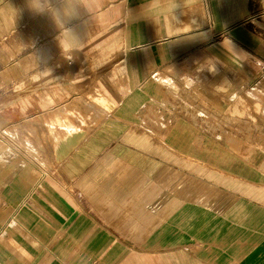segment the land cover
Instances as JSON below:
<instances>
[{"label":"crops","instance_id":"crops-1","mask_svg":"<svg viewBox=\"0 0 264 264\" xmlns=\"http://www.w3.org/2000/svg\"><path fill=\"white\" fill-rule=\"evenodd\" d=\"M260 94L264 0H0V264H264Z\"/></svg>","mask_w":264,"mask_h":264},{"label":"rangeland","instance_id":"rangeland-1","mask_svg":"<svg viewBox=\"0 0 264 264\" xmlns=\"http://www.w3.org/2000/svg\"><path fill=\"white\" fill-rule=\"evenodd\" d=\"M195 90V100L194 102L192 101H188L187 98H191L189 95H186V93L184 95L178 94V101H175L178 104V108L181 110H185L187 111L189 114H192L194 116H196V118L198 117V120L200 122H202L203 120H206L207 122L212 121L214 124H216L217 126H221L222 128L225 127L226 129H234L237 125L234 123L231 124V122L229 120H227L224 117L221 116H217L214 113H210L208 112V110H206L205 106H203V104L200 102L198 103L197 98L199 97V93H202V88H199L197 86L194 87ZM260 103L262 105L261 109L263 111V115H264V98L263 95L260 94ZM177 99V98H176ZM175 99V100H176ZM262 99V100H261ZM217 110V109H216ZM236 130L238 129L237 127L235 128ZM234 129V130H235ZM250 133H257V135L259 136L260 140H264V126H261V123L258 124V127L256 128L255 131H250Z\"/></svg>","mask_w":264,"mask_h":264}]
</instances>
